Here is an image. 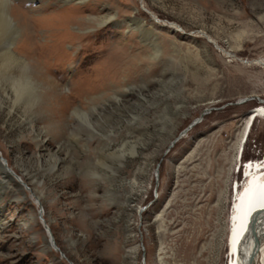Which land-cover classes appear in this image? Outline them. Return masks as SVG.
<instances>
[{
  "label": "rangeland",
  "instance_id": "obj_1",
  "mask_svg": "<svg viewBox=\"0 0 264 264\" xmlns=\"http://www.w3.org/2000/svg\"><path fill=\"white\" fill-rule=\"evenodd\" d=\"M7 10L19 31L0 27V154L40 201L0 175V264H226L243 120L264 106V0ZM6 49L43 77L17 76ZM47 77L62 90L40 110ZM240 160L264 161V116Z\"/></svg>",
  "mask_w": 264,
  "mask_h": 264
},
{
  "label": "bare ground",
  "instance_id": "obj_2",
  "mask_svg": "<svg viewBox=\"0 0 264 264\" xmlns=\"http://www.w3.org/2000/svg\"><path fill=\"white\" fill-rule=\"evenodd\" d=\"M10 3H11V0H0V27L3 28L4 26H7L10 28H14L15 31H19L18 25L10 17L9 12L7 10V7ZM172 26L174 27V25ZM26 40L28 41V39ZM7 51H8L7 57L9 58V60L16 62V65H17L16 67H18L19 69L16 74L17 76L19 77L26 76L30 80H32V82L34 81V79L36 80L35 77H43V76H40V73L38 72L39 68L35 64L34 65L27 64L25 60L17 56L10 49H8ZM257 64L264 66V62L262 61H258ZM0 66H6V65H0ZM51 78H48V77L46 79L42 78L43 81L41 82L39 81L42 87H44V95L42 96V103L40 105V108H38L40 110L44 109V107L48 103L55 101L57 98L56 96H58V92L62 90V87H59L58 85H56L53 82V80H51ZM14 93L17 94L18 92L14 91ZM15 97L17 98V96ZM23 104H25V106L27 105L26 103H23ZM26 107L28 108V109L25 108L26 114H29L30 112L32 114L33 112H32L31 107L30 106H26ZM261 116H264V106L256 107L251 112H249V114L243 120L244 127L242 128L243 131H242V136H241V140L239 143L240 154H239V160H238L239 162L238 171L242 173V176L244 177V183L238 186V182L235 181L234 186L231 187V197L233 201H232L231 213L229 215L228 234L226 238V252H227L226 264H264V161L263 162H260V161L242 162V160H240L241 152L244 149V142L250 132L253 122L258 117H261ZM43 156H44V159H41V157L39 156V161L45 160L44 161L45 163L52 161L54 162L53 163L54 168L56 167L57 162L62 161V159L58 157L57 153L51 154L49 152H46ZM0 175L6 180V182L15 183L17 189L22 191L21 193H23V186L26 189H29L27 184L24 182L23 178L16 176L14 172H12L11 168L8 167L6 160L1 156V154H0ZM27 176H30V175H27ZM14 177L23 186H20L15 181ZM30 178L32 179V176H30ZM0 184H2L1 181H0ZM29 191L31 192L33 199H35L36 201H40V198L36 196V194L33 192L32 189H29ZM48 238H49V241H46V246L48 248H50L51 246H54L53 249L55 251L61 252L59 248L55 247V244L53 243L54 239H52V236L48 235ZM61 255L64 258H66L64 253H61Z\"/></svg>",
  "mask_w": 264,
  "mask_h": 264
},
{
  "label": "water",
  "instance_id": "obj_3",
  "mask_svg": "<svg viewBox=\"0 0 264 264\" xmlns=\"http://www.w3.org/2000/svg\"><path fill=\"white\" fill-rule=\"evenodd\" d=\"M207 112H209V110H206L205 112H203V113L201 114L200 118L197 119V120H195L193 123H191L190 126L186 129V131H188L192 126H194L197 122H199V121L201 120V118H202ZM186 131H185V132H186ZM252 220H253V218H252Z\"/></svg>",
  "mask_w": 264,
  "mask_h": 264
}]
</instances>
